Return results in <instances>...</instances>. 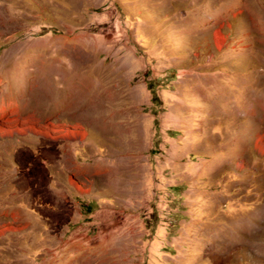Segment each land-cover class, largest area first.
I'll return each mask as SVG.
<instances>
[{"label": "rangeland", "instance_id": "374dc122", "mask_svg": "<svg viewBox=\"0 0 264 264\" xmlns=\"http://www.w3.org/2000/svg\"><path fill=\"white\" fill-rule=\"evenodd\" d=\"M2 108L0 264H264V0H0Z\"/></svg>", "mask_w": 264, "mask_h": 264}, {"label": "bare ground", "instance_id": "6f19581e", "mask_svg": "<svg viewBox=\"0 0 264 264\" xmlns=\"http://www.w3.org/2000/svg\"><path fill=\"white\" fill-rule=\"evenodd\" d=\"M219 37V39H220V36H218ZM221 40V39H220ZM81 77V76H80ZM82 78V77H81ZM86 78V77H85ZM38 79H40V78H38ZM87 79V78H86ZM40 81V80H39ZM42 81V80H41ZM38 84H39V82H38ZM76 84H77V86L74 88V89H72V91H70V92H68L67 93V97H72V99H74V101L75 102H77L78 104L79 103H81L83 100H85V101H88V102H86V103H88V104H86V106H90V107H98L99 108V106H101V100L103 99V92L102 91H98L97 93H96V95H94V96H92V99H89V100H87L86 98H87V96H88V94H89V92L90 91H88L87 89H85V85H86V83H84L83 81H82V83H78V82H76ZM38 86V85H37ZM72 86H74V85H72ZM88 86V85H87ZM84 89V90H83ZM50 89H47V91H49ZM51 92V91H50ZM94 92V91H93ZM50 95H51V97H54V95L52 94V93H49ZM66 97V98H67ZM53 99V98H52ZM58 100V99H57ZM62 100V99H61ZM60 100V101H61ZM65 100H69L68 98L67 99H65ZM31 101V100H30ZM54 101V100H53ZM32 102V101H31ZM44 102H48V101H46V99L45 100H42V101H40L39 103L40 104H42V106H43V103ZM50 102V101H49ZM63 102V101H62ZM56 103H57V101H56ZM59 103V102H58ZM46 104V103H45ZM63 104H65V102L63 103ZM68 104V103H67ZM48 105V104H47ZM50 105V104H49ZM59 105H60V103H59ZM66 105V104H65ZM63 106V105H62ZM62 106H60V107H62ZM57 108H58V106H57ZM63 108V107H62ZM59 109V108H58ZM67 110V109H66ZM17 111V109H14V111H11V112H16ZM62 111V110H61ZM65 111V110H64ZM9 112V111H8ZM15 118L14 117H12L11 115H10V113H7L6 111H5V108H2L1 110H0V120H2L4 123H5V126H1V128H0V130H2L3 132H5V133H12L13 132V130L14 129H16V130H18V131H25L26 129H27V126L26 125H28V124H26V122H22V123H20V125L18 126V127H14L13 129H12V127L10 126V123L14 120ZM15 123V122H14ZM19 123V122H18ZM17 124V123H16ZM31 129V128H30ZM31 130H33V128L31 129ZM76 135V134H75ZM81 135H84L83 133H81Z\"/></svg>", "mask_w": 264, "mask_h": 264}]
</instances>
